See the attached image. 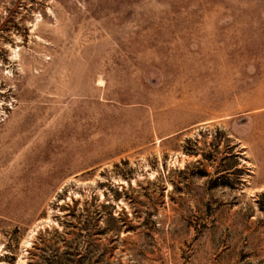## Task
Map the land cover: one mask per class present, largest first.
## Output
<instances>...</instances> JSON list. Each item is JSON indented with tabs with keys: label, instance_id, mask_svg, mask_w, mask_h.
<instances>
[{
	"label": "rangeland",
	"instance_id": "obj_1",
	"mask_svg": "<svg viewBox=\"0 0 264 264\" xmlns=\"http://www.w3.org/2000/svg\"><path fill=\"white\" fill-rule=\"evenodd\" d=\"M0 264H264V0H0Z\"/></svg>",
	"mask_w": 264,
	"mask_h": 264
},
{
	"label": "trees",
	"instance_id": "obj_2",
	"mask_svg": "<svg viewBox=\"0 0 264 264\" xmlns=\"http://www.w3.org/2000/svg\"><path fill=\"white\" fill-rule=\"evenodd\" d=\"M111 220L116 221V218L113 215H111Z\"/></svg>",
	"mask_w": 264,
	"mask_h": 264
}]
</instances>
